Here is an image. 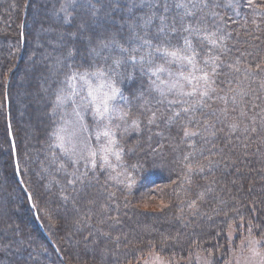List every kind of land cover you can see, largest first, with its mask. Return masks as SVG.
<instances>
[{
    "label": "rangeland",
    "instance_id": "obj_1",
    "mask_svg": "<svg viewBox=\"0 0 264 264\" xmlns=\"http://www.w3.org/2000/svg\"><path fill=\"white\" fill-rule=\"evenodd\" d=\"M55 1L33 0L31 15L25 25L26 37L23 38L28 45V62L35 55L33 58L38 57L39 63H30L18 80L19 95L15 99L19 102L20 121L17 133L14 129L18 147L13 160L16 162L18 188L27 194L29 208L38 213L35 211V216H39L48 230L60 239L68 263L90 264L97 257L101 264H264V240L244 231L241 232L242 239L236 243L238 233L233 227L228 234L231 251L225 260L199 251L182 260L166 258L156 249L148 252L136 249L135 240H131L136 234L144 236L153 231L137 228L133 216H155L168 207V202L156 194L158 188L146 187L147 170L139 157L143 143H153L161 135L164 126L158 121L163 120L166 127L179 130V136L175 138V159L183 169L185 180L203 172L202 166L206 163H199V154L206 153L210 145L202 134L199 115L208 114L206 104L208 96L214 92L213 87L222 88L216 81L219 57L231 43L209 24L206 0H115L127 12L121 14V23L114 20L112 11L108 10L99 24L90 21L77 27L76 33L88 30L94 35L83 61L77 63L69 58L71 52L62 57L55 53L50 55L43 49L42 45L48 49L58 45L65 33L53 35L41 24L49 19L57 21V17L66 24L76 7L91 0ZM58 3L61 7L52 17L50 10L53 9L47 7ZM245 3L252 9L264 10V0H246ZM92 14L96 20L94 12ZM14 28L15 23L10 29ZM32 30L36 32L33 31L35 41L31 44ZM0 33H4V29ZM212 33L218 37L215 46L209 43ZM48 34L57 38L56 41H52ZM83 39L88 41V38ZM9 41V56L12 53L14 56L19 51V43L13 44L11 38ZM101 43L108 44V47L101 48ZM4 44L7 47V42ZM117 45L128 51H120ZM93 48L100 55L93 53ZM166 51H178L179 57H192L193 62L189 64L187 59L165 55ZM130 55L136 58L135 62L128 59ZM105 57H108L107 61ZM115 58L127 60L117 69L125 75L124 79L116 77L120 79L117 87L122 96H118L110 106V112L101 117L88 96L89 85L96 88L102 82L104 78L98 79L92 74L98 69L106 70ZM256 61L259 63V57ZM262 61L264 55L260 64ZM10 65L14 67V63ZM37 66L45 70L34 72ZM236 66H239L237 61L230 65L232 68ZM157 68L164 71H157ZM254 69L262 78L264 66L261 71L258 64ZM73 72L78 73L74 80L69 79ZM203 72L208 73L207 83L200 79ZM128 73H131L130 79ZM79 74L87 75L81 79ZM186 77L193 78L192 82L189 83ZM34 85L35 91L31 89ZM259 90L264 91V78ZM204 91L208 95H201ZM58 95L61 97L59 101ZM30 108L35 111L34 118ZM105 131L110 133L108 137L104 136ZM185 132L197 134L186 136ZM117 152L119 159L114 154ZM93 159L96 167L91 163ZM16 204L19 205V201ZM191 212L202 214H198V210ZM60 221L62 224L67 221V226L61 229ZM66 227L64 237L61 230ZM89 232L93 241L90 250H85L84 254L78 247L80 242L76 234L84 233L86 237ZM69 251L74 254L70 255ZM53 260L52 264H59L58 260Z\"/></svg>",
    "mask_w": 264,
    "mask_h": 264
},
{
    "label": "trees",
    "instance_id": "obj_2",
    "mask_svg": "<svg viewBox=\"0 0 264 264\" xmlns=\"http://www.w3.org/2000/svg\"><path fill=\"white\" fill-rule=\"evenodd\" d=\"M245 1L206 0L209 24L231 43L219 57L216 81L223 89L213 87L214 92L208 96L206 104L208 114L199 115L202 134L210 143L207 152L199 154V163L206 162L202 166L203 172L184 179L183 169L175 159V138L179 136V130L166 127L163 120L158 121L164 126L161 135L153 143H143L140 148L141 164L147 170L146 187L158 188L156 194L168 202V207L155 216H133L137 228L153 230L144 236L136 234L131 239L135 240V248H141L143 252L156 249L166 258L182 260L199 251L225 260L231 251L228 234L232 227L238 233L236 243L242 239L241 232L244 231L264 240V91L259 90L264 72L261 78L259 71L254 69L257 64L260 71L264 66L263 61L260 64L264 55V10L252 9ZM33 3V0H0V32L4 29V33H0V264H52L54 258L59 264H69L60 239L48 230L39 216H35L36 210L29 208L27 194L18 188L16 162L13 160L18 147L14 129L17 133L20 121L19 102L15 99L19 95L18 80L25 68L39 63L38 57L33 58L35 55L28 62V45L23 38L26 37L25 25ZM60 7L61 3H58L47 8L53 9L50 13L55 17ZM108 10L120 23L121 14H127L115 0H91L76 7L66 24L58 17L55 22L45 20L41 24L43 29L51 30L53 35L65 33V36L55 47L48 49L42 45L43 49L50 55L55 53L62 57L71 52V60L75 63L83 61L94 35L88 30L76 33L77 27L90 21L99 24ZM93 12L96 20L92 17ZM13 23L16 28L10 29ZM33 31L36 30L30 31L31 44L35 41ZM53 35L48 34L52 41H56ZM10 38L13 44L19 43V51L14 56L13 53L9 56ZM20 51H23L22 55ZM258 57L259 63L256 61ZM235 61L239 66L230 67ZM42 66H37L34 72L44 71ZM31 89L35 91L36 85ZM34 112L30 108L33 118ZM131 142L135 143V139ZM193 210L202 214L194 215ZM66 222H59L61 229L67 226ZM66 231L67 227L61 230L64 237ZM83 235L78 233L76 237L80 242L79 249L85 254V250H90L93 237L91 232L86 237ZM99 260L96 257L90 264H101Z\"/></svg>",
    "mask_w": 264,
    "mask_h": 264
},
{
    "label": "snow or ice",
    "instance_id": "obj_3",
    "mask_svg": "<svg viewBox=\"0 0 264 264\" xmlns=\"http://www.w3.org/2000/svg\"><path fill=\"white\" fill-rule=\"evenodd\" d=\"M178 7H182V5H177ZM95 7V5H93V8ZM63 10V9H62ZM187 30V29H185ZM160 31H163V28L160 29ZM211 39H209L208 37H206V39H209V43H211L213 46H215L218 37H216L215 33L211 34ZM112 43H115V41H113ZM145 43H147V41H145ZM108 47V44L106 43H101V48H106ZM117 47L120 48V51L122 52H126L128 51V49H125L122 45H117ZM159 51V49H157ZM92 52L95 53L96 55H100V52L97 51V49L93 48ZM165 55L168 56H172L174 58H182V59H187L188 63L191 64L192 61V57H179V53L178 51H166ZM106 61L108 59V57L104 58ZM128 59L132 60V61H136V58L134 56H129ZM123 64L127 63V60L122 61L120 58H115L113 59V64L109 65L107 67L106 70H102V69H98L96 73H93L92 75L97 76L98 79L100 78H104L102 80V82L96 87V88H92L91 85H89V91H88V96L91 97V101L94 105L95 108V112L97 113V115L103 117L105 113H109L111 108L110 106L113 105V103L116 101L118 96H122V93L120 92V89L117 87V84L120 82V79H124L125 75L124 73L118 72L117 69H119ZM114 65V66H113ZM133 67H135V63L133 64ZM213 71H215V67H213L212 69ZM157 71H164L163 68H157ZM203 71V70H201ZM78 75V73H71V75L69 76V79H76V76ZM81 79H85L87 74H79ZM116 77H119L120 79H116ZM127 78H131V73L127 74ZM186 79L189 80V83L192 82L191 77H186ZM200 79H203L205 81V83L208 82L209 76L207 72H203V76L200 77ZM105 87L107 88V90H103L105 89ZM193 91H195V88L193 89ZM190 94V93H189ZM201 95L206 96L208 95L207 91H204L201 93ZM61 99V97L58 95L57 96V100L59 101ZM119 110V109H117ZM187 111V110H186ZM126 115V113H125ZM135 123V122H134ZM105 137H108L110 135V133L108 131H105L104 133ZM197 133L192 132V133H188L185 132V135H196ZM112 143H115L114 141H112ZM105 151L107 152L108 149H105ZM117 157V159H119V153H114ZM91 155L94 157L96 154L93 152L91 153ZM104 161L105 163H107V156L104 157ZM93 167H96V161L93 159L91 161Z\"/></svg>",
    "mask_w": 264,
    "mask_h": 264
}]
</instances>
